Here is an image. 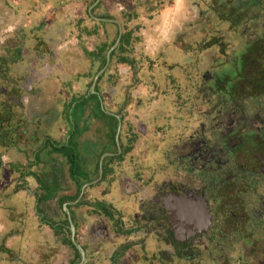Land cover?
<instances>
[{
	"label": "flooded vegetation",
	"instance_id": "1",
	"mask_svg": "<svg viewBox=\"0 0 264 264\" xmlns=\"http://www.w3.org/2000/svg\"><path fill=\"white\" fill-rule=\"evenodd\" d=\"M244 1L192 0L191 18L153 53L133 48L129 15L125 26L91 13L118 27L105 65L120 41L88 97L67 87L72 104L99 96L104 110L91 118L97 139L79 135L82 124L73 136L64 190L74 197L58 212L43 199L56 264H264V25Z\"/></svg>",
	"mask_w": 264,
	"mask_h": 264
},
{
	"label": "crops",
	"instance_id": "2",
	"mask_svg": "<svg viewBox=\"0 0 264 264\" xmlns=\"http://www.w3.org/2000/svg\"><path fill=\"white\" fill-rule=\"evenodd\" d=\"M161 2L0 0V264H56L58 260L48 238L53 233L44 217L43 199L51 198L58 212L64 198L74 197V190H64L69 157L76 148L73 136L82 124L78 134L97 139L98 128L91 118L100 116L92 112L101 105L98 100L86 106L72 104V90L67 87L74 85L80 99L88 97L85 94L103 70L104 55L118 30L91 13L97 18H108L109 13L121 25L129 24L137 41L133 48L139 52L147 46L153 53L192 14V0H166L156 8ZM128 15L133 19L124 24ZM105 31L111 32L110 38ZM101 40L105 42L100 44ZM113 64L122 73L129 69ZM16 88L19 93L26 91V102L20 107L10 99ZM111 92H119L118 87ZM90 104L95 105L92 111ZM11 109L21 118L7 115ZM84 111L89 117L82 120ZM47 175H53L55 186L49 187Z\"/></svg>",
	"mask_w": 264,
	"mask_h": 264
},
{
	"label": "rangeland",
	"instance_id": "3",
	"mask_svg": "<svg viewBox=\"0 0 264 264\" xmlns=\"http://www.w3.org/2000/svg\"><path fill=\"white\" fill-rule=\"evenodd\" d=\"M233 1H235V0H233ZM204 4V3H203ZM242 8H244V10L245 9H248V10H255V8L256 7H260L259 8V17H258V21H259V23L261 24V29L263 30V25H264V1H259V0H246V1H244V2H242V3H240L239 4ZM204 7H206L205 5H203ZM219 16H221L220 18H222V19H224L225 18V16L226 15H224L225 13H226V11L225 10H223V9H219ZM210 17H211V23L213 24V23H217V20H216V18H218L217 17V15H214L213 13L210 15ZM243 17H244V15H243ZM205 21V19H203V21L202 22H204ZM264 38V34H263V36H262V38L261 39H263ZM131 54L132 55H134V53H132L131 52ZM136 57V56H135ZM137 57H139V56H137ZM140 57H141V55H140ZM151 57H154L153 56V54L151 55ZM255 61V58L253 59V62ZM117 62V61H116ZM115 62V63H116ZM252 64V63H251ZM256 64H259V59H257V62H256ZM115 64H113V66H114ZM113 70L114 71H116V68H114L113 67ZM112 70V71H113ZM254 72V71H253ZM252 72V77L251 78H253V77H255L256 75H259V73L256 71V72H254L253 73ZM94 100H98L100 103H101V97H99V96H97V97H95L94 98ZM104 109L102 108V107H100V106H97V108H96V110L94 111V112H92V114L94 113V114H96V115H99L102 111H103ZM90 111H92V110H90ZM92 116V115H91ZM73 119V118H72ZM71 123H73V120H71Z\"/></svg>",
	"mask_w": 264,
	"mask_h": 264
},
{
	"label": "water",
	"instance_id": "4",
	"mask_svg": "<svg viewBox=\"0 0 264 264\" xmlns=\"http://www.w3.org/2000/svg\"><path fill=\"white\" fill-rule=\"evenodd\" d=\"M103 21H106V19H102ZM113 22H118L117 20H112ZM121 35H122V31L120 32V37H121ZM119 37V38H120ZM119 41H120V39L118 40V42L115 44V46L108 52V54H107V62H106V65H105V67L103 68V70L101 71V72H99L97 75H96V77H95V80H94V82H93V88L95 87V85H96V83H97V81H98V78L106 71V69L108 68V66H109V64H110V60H111V54H112V52H113V49L114 48H116L117 46H118V44H119ZM74 226H72V231L74 232ZM73 239H74V237H73ZM74 242H75V239H74ZM75 244H76V246H77V248L81 251V253H82V255H83V257H84V250H83V248L80 246V245H78L76 242H75Z\"/></svg>",
	"mask_w": 264,
	"mask_h": 264
},
{
	"label": "trees",
	"instance_id": "5",
	"mask_svg": "<svg viewBox=\"0 0 264 264\" xmlns=\"http://www.w3.org/2000/svg\"><path fill=\"white\" fill-rule=\"evenodd\" d=\"M259 1H261V0H259ZM125 60H126V59H125ZM105 61H106V60L104 59V63H105ZM70 157L72 158V156H70ZM76 168H77V167H76V164L73 165L72 168H71L72 172H74ZM73 178L76 179V178H77V175H73Z\"/></svg>",
	"mask_w": 264,
	"mask_h": 264
}]
</instances>
